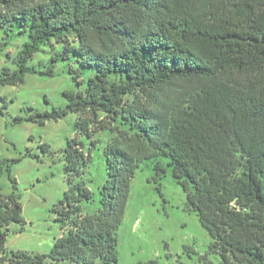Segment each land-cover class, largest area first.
I'll use <instances>...</instances> for the list:
<instances>
[{"label":"trees","instance_id":"1","mask_svg":"<svg viewBox=\"0 0 264 264\" xmlns=\"http://www.w3.org/2000/svg\"><path fill=\"white\" fill-rule=\"evenodd\" d=\"M0 32L21 45L2 86L77 65L70 74L85 88L26 121L74 113L77 136L90 141L71 140L64 152L68 189L53 212L65 234L48 255L6 250L10 226L27 224L10 175L0 264H119L118 231L145 163L182 186L221 264H264V0H0ZM41 52L50 53L44 71L29 65ZM102 131L108 178L95 194L83 176Z\"/></svg>","mask_w":264,"mask_h":264},{"label":"rangeland","instance_id":"2","mask_svg":"<svg viewBox=\"0 0 264 264\" xmlns=\"http://www.w3.org/2000/svg\"><path fill=\"white\" fill-rule=\"evenodd\" d=\"M72 37L68 38L71 42ZM20 40L8 44L0 32V77L8 69L16 70L14 59L21 50ZM56 48L60 46L55 44ZM56 50V49H55ZM52 55L56 52L51 50ZM37 54L29 63L38 71L49 67V55ZM78 70L72 61L58 63L54 76L28 74L24 83L17 86L0 85V193L7 196L14 191L10 175L18 181L16 194L20 197L26 226H10L6 243L9 255L26 252L31 255H48L54 243L65 231L55 221L53 212L68 189L64 152L71 140L90 141L77 136L78 115L69 113L58 122L51 120L45 126L26 121L31 114L52 113L67 107L65 91L78 87L70 74ZM92 71L82 72L86 82ZM23 118L20 123L17 118ZM110 134L102 131L95 137L97 147L85 170L83 180L97 194L108 178L105 148ZM50 146L45 153L43 145ZM10 170V172H9ZM93 204L85 205V212ZM119 264H138L156 261L158 264H221L219 253L210 251L212 237L202 227L197 214L187 204V196L171 173L157 180L151 164L138 170L131 188L124 220L118 231ZM9 264V263H6Z\"/></svg>","mask_w":264,"mask_h":264}]
</instances>
